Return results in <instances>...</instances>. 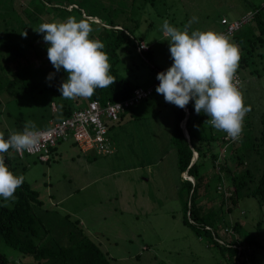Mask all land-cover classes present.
<instances>
[{"label":"rangeland","instance_id":"obj_1","mask_svg":"<svg viewBox=\"0 0 264 264\" xmlns=\"http://www.w3.org/2000/svg\"><path fill=\"white\" fill-rule=\"evenodd\" d=\"M17 1L15 6L20 11L27 7L30 0ZM148 1V6H142L145 1L138 0L137 7L140 8L135 10L126 7V2L118 6L121 10H130L132 19L127 26L130 29L137 26L134 38L143 39L149 44L151 52L147 57L151 62L140 54L136 44L124 45L119 51L121 61L116 68L122 77L144 88L155 84V66L166 70L173 63L169 42L161 30L164 20L183 28L190 19L196 17L190 30L221 33L224 30L221 24L224 17L231 21L237 20L250 11L264 8V0ZM29 8L33 9L31 3ZM20 15L26 17L23 12ZM43 17L48 23L54 19L50 13ZM252 25L246 24L243 31ZM230 39L234 42L232 37ZM41 44L47 48V43L41 41ZM46 56L47 53L44 60ZM30 59L40 62V65L43 60L40 61L35 55H31ZM254 59L259 57L256 55ZM250 67L239 70L243 80L241 93L245 106L250 108L244 119L243 131L248 129L247 122L253 125L255 131L260 124H264V61H257ZM256 70L260 72L259 75ZM4 75L11 79L8 70ZM21 95L29 104L36 102L38 97L35 91H23ZM4 97L0 110L11 109L13 116L17 115L20 122L16 124L1 114L0 133L9 135L12 131L22 130L28 119L35 123L37 131L50 128L52 117L56 122L62 119L61 113L54 114L44 109L29 117L17 108L18 101L22 99L9 108L6 105L9 100L6 93L0 96V100H4ZM56 98L59 100L57 95ZM70 103H74V99ZM57 105L62 107L61 103ZM175 109L174 104L165 102L163 95L156 92L148 101L124 113L121 122L110 123L112 127L108 136L114 152L108 155L84 154L69 140L58 145V155L49 164L41 162L37 156H27L18 161L21 166L28 167L25 180L38 192L44 209L54 211V214L57 212L60 218L70 215L72 220H80L87 235L112 258V264L229 263L225 251L214 246V233L213 238L207 235L200 237L184 224V199L180 195V189L184 186L177 150L171 142ZM181 127L185 128L184 123ZM228 149H223V153ZM216 150L219 152L220 147H216ZM209 176H212V172ZM182 177L193 182L187 173ZM219 191L226 198L230 196V191L224 185L219 186ZM221 199L219 193L212 194L202 199L200 205L204 209H212ZM231 207L230 200H227L226 208ZM232 210L227 216L225 209L220 217L226 222L232 220L231 224L240 221L244 239L236 236L238 246L249 254L254 253L255 264H264V208L260 207L257 199L247 197ZM261 219L263 221L259 229L258 221ZM212 229L225 242L235 234L234 230L228 231L218 224ZM4 252L11 259L17 257L8 248H4Z\"/></svg>","mask_w":264,"mask_h":264},{"label":"trees","instance_id":"obj_2","mask_svg":"<svg viewBox=\"0 0 264 264\" xmlns=\"http://www.w3.org/2000/svg\"><path fill=\"white\" fill-rule=\"evenodd\" d=\"M143 1L145 2L141 3L142 6H148L149 1ZM17 2V0H0V96L7 94L9 100L6 105L9 108L15 105L18 99H22L23 101H18L17 108L29 117L36 111L44 109L54 114L61 113L62 119H65L91 101L106 105L108 102L129 99L140 87L128 78L122 77L116 68L121 61L119 51L124 45L136 44L139 49V45L145 42L143 39L134 38L136 25L134 29L127 26L132 19L130 10L140 8L137 7L138 0H30L27 7L20 11L15 6ZM122 2H126L125 6L130 7V10L118 8L123 6ZM29 3L33 7L32 10L29 8ZM263 9L255 11L254 18L248 23L253 24L252 26L245 31L242 28L232 37L234 43L239 46L241 55L236 70L238 74L239 70L251 68L250 65L256 64L257 61H264ZM21 12L26 17L22 18ZM46 13L54 16L51 22L65 21L73 17L91 23L93 28L91 38L104 42V51L109 56L110 74L116 80L112 86L105 89L98 88L91 97H77L74 103H70L72 99L61 97L58 89L67 79L68 74L63 69L56 72L48 56L43 59L49 45L46 44L47 48L40 45L43 34L37 35V31L32 32L35 27L38 28L40 24L47 22L43 17ZM24 32L27 36L23 35ZM147 45L148 51H140L146 59H148L147 54L151 52L148 43ZM31 55L37 56L40 61L43 59L42 64L32 62ZM256 55L259 59H254ZM6 70L10 72L11 79L4 75ZM154 70L157 74L165 71L156 66ZM50 73H56L52 81L47 79ZM256 73L259 75L260 72L256 70ZM159 83L160 81L156 80L151 86L154 87V93L131 109L154 97ZM23 91L27 93L35 91L38 96L36 102L26 103L24 96L21 95ZM82 100L84 101L81 106ZM3 101L5 97L4 100H0V105H3ZM53 103L56 104V110L53 109ZM57 103H61L62 107L59 108ZM185 108L176 106L171 138L177 150L178 167L184 186L180 189L181 198L184 199V224L200 237L207 235L213 238L212 233H214L216 237V240L213 239L214 246L225 251L228 264H255L254 253L249 254L238 246L237 237L244 239L241 235L243 225L237 220L232 224L230 223L232 220L226 222L220 214L226 209L229 216V212L233 211L232 208L237 207L240 201L247 197L257 199L260 207L264 208V124H260L255 131L253 125L247 122L248 129L243 131L241 141L230 144L225 140L226 132L218 131L205 123L208 116L204 113L195 112L194 100ZM124 113L121 114L118 122H121ZM1 114L14 120L16 124L20 122V119L16 118L17 115L13 116L11 109H1ZM187 116L186 128L189 138L181 127ZM51 120H54V117ZM4 136L7 138L8 134ZM65 141L69 140H60L57 145ZM71 141L80 148L76 141ZM215 146L220 147L219 152ZM226 147L229 149L223 153ZM81 151L85 154L101 155L95 151L84 152L82 149ZM196 153L198 159L192 165ZM27 156H37L43 162L39 154H30L26 151L19 155L18 152L10 149L4 154L5 163L10 170L23 176L28 167L21 166L18 161ZM49 162L50 159L46 161ZM186 172L193 182L183 179L182 175ZM210 172H212L211 177ZM220 185H224L230 191L228 198L219 191ZM217 193L222 199L212 209H204V206L200 205L202 199ZM15 195L18 199L8 202L0 197V264H17V262L18 264H112V258L87 235L80 220H72L70 215L60 218L57 212L54 214V211L44 209V203L38 192L33 190L26 180ZM227 200H230L233 207L226 208ZM56 220L60 222H54ZM262 221V219L258 221L259 229ZM215 224L228 231L234 230L235 234L225 242L218 236L217 231L212 229ZM250 240L252 242L253 238ZM4 248L15 252L17 257L11 259L4 252Z\"/></svg>","mask_w":264,"mask_h":264},{"label":"clouds","instance_id":"obj_3","mask_svg":"<svg viewBox=\"0 0 264 264\" xmlns=\"http://www.w3.org/2000/svg\"><path fill=\"white\" fill-rule=\"evenodd\" d=\"M196 20L193 17L183 28L164 20L161 30L169 42L173 63L157 74L160 83L156 92L163 95L165 102L181 109L194 100L195 112L208 116L205 123L226 132L232 140H239L250 111L234 83L241 58L239 46L230 37L212 30H190ZM34 30L43 34V41L49 45L48 59L56 72L63 69L68 74L58 89L61 97H91L98 88L105 89L116 82L110 74L105 44L91 38L93 28L89 21L69 17L42 23ZM55 74L50 73L47 79L52 80ZM40 138L32 121H26L22 130L12 131L7 138L0 133V197L6 202L18 199L15 193L25 177L10 170L4 154L10 149L29 151Z\"/></svg>","mask_w":264,"mask_h":264},{"label":"built area","instance_id":"obj_4","mask_svg":"<svg viewBox=\"0 0 264 264\" xmlns=\"http://www.w3.org/2000/svg\"><path fill=\"white\" fill-rule=\"evenodd\" d=\"M254 16L255 12H251L242 19L232 21L224 17L221 20L224 26L221 34L233 37L251 22ZM148 49V45L144 42L139 45V51H148ZM234 83L241 92L243 80L240 74L235 73ZM153 93L154 87H138L131 98L123 101L108 102L106 105L91 101L84 108L74 111L71 117L57 122L53 121L50 128L38 131L41 137L40 142L26 152L39 154L40 159L46 162L50 159L51 149L55 148L60 140H74L84 152L95 151L101 155L110 154L113 152L112 142L108 136L110 123L118 122L122 113L136 106L141 100L149 98ZM185 110L187 111L186 108ZM241 138L242 135L239 140H232L227 133L225 136V140L230 144L240 142ZM24 152L21 151L18 154L22 155Z\"/></svg>","mask_w":264,"mask_h":264},{"label":"crops","instance_id":"obj_5","mask_svg":"<svg viewBox=\"0 0 264 264\" xmlns=\"http://www.w3.org/2000/svg\"><path fill=\"white\" fill-rule=\"evenodd\" d=\"M251 12H253V11H250L249 13H251ZM248 13V14H249ZM245 16V15H244ZM243 16V17H244ZM243 17H241L240 19H242ZM227 18V17H226ZM144 43H146L147 44V42H144ZM56 104L55 103H53V109L54 110H56V106H55ZM188 112V111H187ZM72 116V115H71ZM69 118V117H68ZM66 119V118H65ZM61 120H63V119H61ZM54 120H52V121H50V126H51V122H53ZM183 124V123H182ZM184 124H185V130H187V128H186V123L184 122ZM110 127H112L111 125L109 126V130H110ZM184 130V129H183ZM184 133H185V131H184ZM187 136H189V134H188V131H187ZM190 140V139H189ZM62 143V142H61ZM61 143H59L58 145H60ZM74 143V142H73ZM58 145L52 150V153H51V156H50V162H51V160L52 161H54L55 160V158H56V156L58 155ZM75 145V144H74ZM78 147V146H77ZM79 148V147H78ZM79 150L81 151V149L79 148ZM82 152V151H81ZM113 152H114V150H113ZM85 154V153H84ZM90 154V153H89ZM49 162V163H50ZM48 163V164H49ZM187 173V172H186Z\"/></svg>","mask_w":264,"mask_h":264},{"label":"water","instance_id":"obj_6","mask_svg":"<svg viewBox=\"0 0 264 264\" xmlns=\"http://www.w3.org/2000/svg\"><path fill=\"white\" fill-rule=\"evenodd\" d=\"M187 113H188V112H187ZM187 119H188V116H187V118H186V120H185V123H186ZM184 126H185V124H184ZM184 131H185V134H186V136H187V130H185V128H184ZM187 137L189 138V136H187ZM197 159H198V155H197V153H196L195 156H194V159H193V163H192V165L195 164V162L197 161Z\"/></svg>","mask_w":264,"mask_h":264}]
</instances>
